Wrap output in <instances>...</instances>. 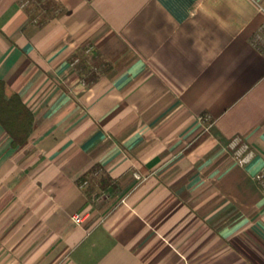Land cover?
Returning a JSON list of instances; mask_svg holds the SVG:
<instances>
[{
    "label": "crops",
    "instance_id": "crops-1",
    "mask_svg": "<svg viewBox=\"0 0 264 264\" xmlns=\"http://www.w3.org/2000/svg\"><path fill=\"white\" fill-rule=\"evenodd\" d=\"M0 82V264H264V0H0Z\"/></svg>",
    "mask_w": 264,
    "mask_h": 264
},
{
    "label": "built area",
    "instance_id": "built-area-1",
    "mask_svg": "<svg viewBox=\"0 0 264 264\" xmlns=\"http://www.w3.org/2000/svg\"><path fill=\"white\" fill-rule=\"evenodd\" d=\"M230 146L234 150L235 158L239 164H245L253 156L250 145L247 142H244L241 137L233 139L230 143ZM258 180L263 184L264 187V172L258 176ZM74 220L77 223H81L83 217L82 215L77 214L74 217Z\"/></svg>",
    "mask_w": 264,
    "mask_h": 264
},
{
    "label": "trees",
    "instance_id": "trees-1",
    "mask_svg": "<svg viewBox=\"0 0 264 264\" xmlns=\"http://www.w3.org/2000/svg\"><path fill=\"white\" fill-rule=\"evenodd\" d=\"M5 87H6V85H5V83H3V82H0V94L1 95H3V97H4V94H5ZM4 104H8V103H4ZM2 105V104H1ZM0 120H1V122L3 123V125L5 126V128H7V129H10L9 127H8V123H7V119H4V118H0ZM15 129H17L16 131H13V136L15 137L14 138V140H15V142H18L19 140H20V138H21V136H22V133L24 132V130H20V129H18V127H14ZM15 132V133H14ZM17 132V133H16Z\"/></svg>",
    "mask_w": 264,
    "mask_h": 264
}]
</instances>
